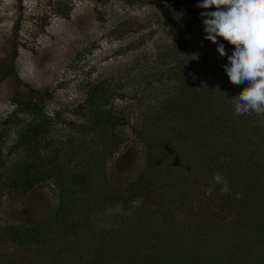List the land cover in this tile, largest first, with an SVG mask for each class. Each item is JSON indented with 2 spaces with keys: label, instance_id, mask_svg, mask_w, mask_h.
I'll return each instance as SVG.
<instances>
[{
  "label": "rangeland",
  "instance_id": "1",
  "mask_svg": "<svg viewBox=\"0 0 264 264\" xmlns=\"http://www.w3.org/2000/svg\"><path fill=\"white\" fill-rule=\"evenodd\" d=\"M157 4L0 0V236L10 226L52 214L62 194L73 202L67 214L86 218L89 233L121 231L132 220L160 212L164 218L156 224L167 222L187 239L199 236L212 220L226 232L230 228L234 212L205 196L207 175L197 154L186 148L190 140L171 137L176 119L168 109L179 103L190 111L193 99L176 97L175 64L164 61L157 67L147 51L149 41L156 51L184 46L196 63L205 33L191 25L168 30ZM205 82L196 79L192 88ZM15 100L40 107L44 120L31 145H17V140L39 122L37 115ZM145 137L156 138L159 151L149 198L134 187L146 169ZM82 170L89 172L83 185L74 176ZM112 188L121 202L102 207ZM23 254L0 239L5 262Z\"/></svg>",
  "mask_w": 264,
  "mask_h": 264
},
{
  "label": "trees",
  "instance_id": "2",
  "mask_svg": "<svg viewBox=\"0 0 264 264\" xmlns=\"http://www.w3.org/2000/svg\"><path fill=\"white\" fill-rule=\"evenodd\" d=\"M157 1L163 25L174 32L187 25L203 30L200 13L215 11V8L196 7L202 0ZM182 22L184 25L180 27ZM218 40L231 55L234 47L222 38ZM200 46H203L202 59L196 63L192 51L184 46L163 45L155 56L151 55L153 63L158 61L157 67L161 62L165 65L164 61L175 64L172 73L176 97L193 99L194 108L190 111L179 103L168 109L170 117L176 119L171 137L190 140V147L186 148L197 154L198 163L207 175V185L212 183L217 171L228 182L232 194H222L221 186L216 185L211 195H207L218 207L234 212L227 232L219 222L212 220L199 236L187 239L181 230L172 229L171 224L166 226L167 222L158 226L164 218V213L160 212L156 215L161 218L157 219L156 215L138 218L128 223L130 225L124 224L121 231L102 229L89 233L86 218L79 220L67 214L73 202L62 194L52 214L33 224L10 226L2 232V241L25 254L9 263L0 258V264H264V116L235 115L233 97L247 87V83L233 85L229 81L223 69L228 63L227 57H220L216 44L203 37ZM199 78L206 82L204 86L195 84V91L193 81ZM15 102L21 108L32 107L37 115L39 122L31 123L17 140V145H31L44 120L40 107L32 101ZM145 138L146 169L134 187L142 189L149 198L146 190L154 183L159 151L156 138ZM122 156L126 158L127 155ZM35 158L39 159L38 154ZM88 175V171L82 170L80 176H74L80 177L83 185ZM206 188H203L204 193ZM132 192L128 191L129 195ZM236 193H241L242 198L236 199ZM121 199L112 188L101 206L111 201L121 202ZM73 230L76 232L70 235ZM201 235L206 241L200 239ZM209 245L214 248L207 249Z\"/></svg>",
  "mask_w": 264,
  "mask_h": 264
},
{
  "label": "clouds",
  "instance_id": "3",
  "mask_svg": "<svg viewBox=\"0 0 264 264\" xmlns=\"http://www.w3.org/2000/svg\"><path fill=\"white\" fill-rule=\"evenodd\" d=\"M196 7L215 8V11H202L204 39L217 45L220 57H227L223 65L229 81L233 85L247 83V87L235 97V115L264 116V0H202ZM234 47L228 55L223 43ZM147 51L156 55L152 42H147ZM216 185L222 194H232L225 177L219 172L213 175L212 183L205 189L211 195ZM236 199L242 194L236 193Z\"/></svg>",
  "mask_w": 264,
  "mask_h": 264
}]
</instances>
